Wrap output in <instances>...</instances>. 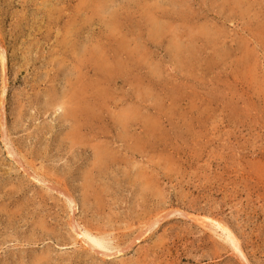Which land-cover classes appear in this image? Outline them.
I'll list each match as a JSON object with an SVG mask.
<instances>
[{
    "label": "rangeland",
    "instance_id": "rangeland-1",
    "mask_svg": "<svg viewBox=\"0 0 264 264\" xmlns=\"http://www.w3.org/2000/svg\"><path fill=\"white\" fill-rule=\"evenodd\" d=\"M0 42V264H247L202 214L264 264V0H0Z\"/></svg>",
    "mask_w": 264,
    "mask_h": 264
},
{
    "label": "bare ground",
    "instance_id": "bare-ground-1",
    "mask_svg": "<svg viewBox=\"0 0 264 264\" xmlns=\"http://www.w3.org/2000/svg\"><path fill=\"white\" fill-rule=\"evenodd\" d=\"M93 14V13H92ZM74 19V18H73ZM77 20V19H76ZM74 26V25H73ZM70 28V27H69ZM70 30V29H69ZM64 34H67V31L66 33ZM69 37V36H68ZM62 42V41H61ZM60 43V42H59ZM98 50V49H97ZM5 53V47L3 46V44H1L0 42V63L2 64V69H3V72H4V76H3V79H2V85H1V96H0V105H1V114H0V126H1V132L0 135H2V140L5 142L6 144V148H7V153L10 155H12V157L14 156V158H16L15 156H18V159L21 161V159L19 158V152L16 151V148L14 147V145L12 144V142L10 143V140L8 138V133H7V130H6V127L4 126V122H3V111H4V106H3V103H4V93H5V88H6V80L5 79V63H4V53ZM100 52V51H99ZM98 52V53H99ZM94 53V52H93ZM97 53V54H98ZM91 54V53H90ZM96 54V55H97ZM100 54V53H99ZM102 54V53H101ZM88 55V54H87ZM100 57H103V56H99ZM107 58V57H106ZM62 59V58H61ZM86 59V57H85ZM61 61V60H60ZM94 61V60H92ZM90 62V61H89ZM98 62V61H96ZM81 63V62H80ZM91 63V62H90ZM0 64V65H1ZM93 64V63H92ZM89 65V64H88ZM1 69V70H2ZM79 72V70H78ZM81 73V72H80ZM77 79V78H76ZM76 81V80H75ZM77 82V81H76ZM71 83V82H70ZM88 83V82H87ZM77 84V83H76ZM74 87V85H73ZM87 88V87H86ZM96 88V87H95ZM73 89V88H72ZM78 89V88H77ZM81 89V87H80ZM84 90V89H83ZM72 91V90H71ZM69 91V92H71ZM98 91V90H97ZM96 91V92H97ZM83 92V91H82ZM73 93V92H72ZM83 94V93H82ZM81 94V95H82ZM87 94V93H86ZM89 95V93H88ZM51 96V95H50ZM66 96V95H65ZM84 96V95H83ZM73 97V96H72ZM97 97V96H96ZM100 97V96H99ZM59 98V97H58ZM63 98V97H62ZM61 98H59L60 100ZM96 99V98H95ZM58 100V99H57ZM63 100V99H62ZM65 100V98H64ZM63 100V101H64ZM76 100V99H75ZM83 100V99H82ZM61 102L62 105L63 103L65 102ZM69 102V101H67ZM59 103V102H57ZM69 104H71L69 102ZM72 107H65V110L67 111H63V112H66L67 115L68 114H71L72 116L74 115V113L78 112L79 109H81L83 111V109L85 111H89L90 107H86L83 106V104L80 103V101L78 102H73L72 103ZM64 107V105H63ZM82 107V108H81ZM89 109V110H88ZM90 112V111H89ZM64 114V113H63ZM121 116V115H120ZM65 117V116H64ZM70 118V117H69ZM73 119V118H72ZM68 120V119H67ZM70 120V119H69ZM73 122V121H72ZM75 122V121H74ZM80 123V122H79ZM74 126V125H73ZM78 127V126H77ZM72 128V127H71ZM73 130V128H72ZM78 132V131H77ZM80 132V130H79ZM78 132V133H79ZM83 132V131H81ZM70 133L72 134L73 131ZM97 133V132H96ZM80 134V133H79ZM76 135V134H75ZM86 135V134H85ZM77 136V135H76ZM75 137V136H74ZM73 145V144H72ZM112 151V150H111ZM95 152V151H94ZM96 154V152L94 153ZM98 159L101 158V153H97L96 155ZM24 158V157H22ZM17 160V159H16ZM95 160V159H94ZM19 162V161H18ZM104 162V160H103ZM20 163V162H19ZM24 163V162H22ZM100 163V162H99ZM106 163V162H105ZM101 164V163H100ZM22 167V166H21ZM28 168V167H27ZM26 168V169H27ZM34 173V172H33ZM38 173H34V177L36 179H39L40 181L45 182L46 181V178L47 177H44V176H39L38 177ZM42 175V174H41ZM32 176V175H31ZM90 176H92L90 174ZM45 184V183H44ZM53 186V185H51ZM86 186V185H85ZM56 188V186H54ZM67 190V189H66ZM59 193H63V196H64V199L66 201V204L70 207L71 211H75V199L74 197L67 191H61L59 189ZM156 201V200H155ZM85 203V202H84ZM159 203V202H158ZM86 204V203H85ZM160 204V203H159ZM97 206V204L95 205ZM149 207V206H148ZM105 208V207H104ZM142 209H140L141 211ZM166 211H161L163 213H160V212H156L154 215H150L149 217L145 218L144 220H141V221H138V226H137V232L135 233V235L133 236L132 239V242H135V240H139L140 238L146 236L147 234H149L150 231H152L158 224L159 222H161L160 220L170 214H175V213H182V211L178 208H169L168 210L165 209ZM102 211V210H101ZM146 211V210H145ZM185 211V210H184ZM186 212V211H185ZM187 213V212H186ZM207 213V212H206ZM185 216V215H184ZM70 220L71 221V216H69ZM74 218V217H73ZM195 219V218H194ZM196 220L199 221L202 225H204L205 227H208L207 229H210L211 231H213L215 233V235H217L220 239H222V241H224L228 246H230L232 248V250L238 255V256H242V258H244L245 262L247 264H250L248 263L245 255H244V252L243 250L241 249V247L239 246V241H238V238L237 236L235 235V233L232 231V229L229 227V225H227L226 222H224L223 220H220L218 218H215L211 215H206V214H202L199 216V218L196 217ZM72 222L74 224V228L76 229V232L77 234L80 236L81 238V242L84 243V245H86L87 247L91 248L93 251H96V252H99L103 255H110V254H117L118 252L122 251V250H125V248L129 247V245H123L121 244V242H119L117 240V237L116 235H114L111 231L109 230H106V229H101V228H98V227H95V226H91L89 224H85V223H80V222H77L75 221L74 219H72ZM71 225V224H70ZM133 226V225H132ZM127 228L129 226H126ZM72 228V227H71ZM74 229V230H75ZM75 232V231H74ZM76 234V235H77ZM130 244V239L127 240ZM131 242V244H132ZM160 242V241H159ZM131 247V246H130ZM109 251V252H108ZM126 251V250H125ZM123 252V251H122ZM145 261V260H144ZM122 262V261H121ZM141 262H138L137 264H140ZM145 263V262H144Z\"/></svg>",
    "mask_w": 264,
    "mask_h": 264
}]
</instances>
